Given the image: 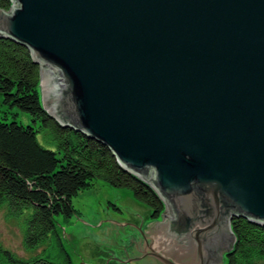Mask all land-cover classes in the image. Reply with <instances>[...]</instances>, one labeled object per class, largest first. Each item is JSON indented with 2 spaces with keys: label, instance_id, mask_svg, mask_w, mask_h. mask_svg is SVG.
Returning a JSON list of instances; mask_svg holds the SVG:
<instances>
[{
  "label": "water",
  "instance_id": "95a60500",
  "mask_svg": "<svg viewBox=\"0 0 264 264\" xmlns=\"http://www.w3.org/2000/svg\"><path fill=\"white\" fill-rule=\"evenodd\" d=\"M10 1L0 36L46 75L48 113L170 207L164 253L140 255L220 264L233 218L264 226V0Z\"/></svg>",
  "mask_w": 264,
  "mask_h": 264
},
{
  "label": "trees",
  "instance_id": "16d2710c",
  "mask_svg": "<svg viewBox=\"0 0 264 264\" xmlns=\"http://www.w3.org/2000/svg\"><path fill=\"white\" fill-rule=\"evenodd\" d=\"M10 6L0 0V9ZM0 95V210L20 226L26 252L0 242V264H73L57 217L79 214L73 198L99 179L131 188L151 218H161L166 206L152 187L122 168L105 145L48 113L29 49L2 36ZM20 111L30 116L29 125L18 120ZM231 225L236 241L226 264H264V226L236 217Z\"/></svg>",
  "mask_w": 264,
  "mask_h": 264
},
{
  "label": "rangeland",
  "instance_id": "374dc122",
  "mask_svg": "<svg viewBox=\"0 0 264 264\" xmlns=\"http://www.w3.org/2000/svg\"><path fill=\"white\" fill-rule=\"evenodd\" d=\"M42 98L48 106L47 77L42 79ZM0 95V107H1ZM4 109V107H3ZM18 120L31 123L30 116L20 111ZM79 214L69 219L58 216L63 244L73 264H151L154 255H140L142 245L163 254L157 221L168 225L171 209L166 207L160 219L151 218V209L139 202L129 187H115L97 180L90 189L73 198ZM165 223V224H163ZM0 242L20 255H26L23 234L14 220L0 210ZM227 263L225 254L220 264ZM218 264V263H217Z\"/></svg>",
  "mask_w": 264,
  "mask_h": 264
},
{
  "label": "bare ground",
  "instance_id": "6f19581e",
  "mask_svg": "<svg viewBox=\"0 0 264 264\" xmlns=\"http://www.w3.org/2000/svg\"><path fill=\"white\" fill-rule=\"evenodd\" d=\"M161 239V238H160Z\"/></svg>",
  "mask_w": 264,
  "mask_h": 264
}]
</instances>
